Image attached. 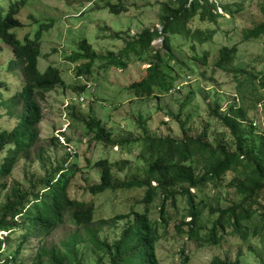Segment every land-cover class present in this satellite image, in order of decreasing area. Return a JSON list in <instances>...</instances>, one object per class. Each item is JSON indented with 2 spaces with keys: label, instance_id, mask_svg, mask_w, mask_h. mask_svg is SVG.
<instances>
[{
  "label": "trees",
  "instance_id": "16d2710c",
  "mask_svg": "<svg viewBox=\"0 0 264 264\" xmlns=\"http://www.w3.org/2000/svg\"><path fill=\"white\" fill-rule=\"evenodd\" d=\"M178 1L173 8L166 4L161 31L146 29L133 35L118 56L99 55L82 41L79 52L68 58L77 64V76L91 74L96 61L116 63L132 47L140 48L143 54L151 53L152 43L161 39V49L150 54L152 60L146 77L128 89L141 99L150 98L156 92H172L177 82L173 76L177 68L171 63L178 62L183 76L192 71L186 61L177 58L175 49L189 47V62L210 66V49L203 47L212 44L218 20L226 19V15L236 16L253 1L264 5V0ZM24 4L25 1H20L6 8L0 1V41L8 45L14 55L11 71H20L25 78L21 91L2 102L9 115L16 113L18 123L13 129L0 132V235L18 234L24 240H37L38 246L28 260H23L21 249L3 256L5 242L0 240V264H161L157 245L162 239V230L172 221H179L175 226L176 234L186 236L197 248L221 246L229 239L238 240L240 245L259 239L264 245V133L255 123L245 125L249 109L244 106L233 104L223 114L217 103L210 111V117L228 132L227 138L222 134L224 142L216 145L208 141L207 131L193 136L184 126L181 139L146 136L136 142L114 141L111 132L90 110L82 123L86 135L91 136V143L123 149L127 144L131 149L139 144L136 163L142 167V173L137 170L129 179H120L117 172L123 167L101 159L93 165L100 171V182L88 187L87 193L95 197L109 192L141 190L144 196L138 204L143 205L144 210L136 211L132 206L127 214L98 220L92 200L71 196L72 181L80 168L77 163L69 165L75 154H69L71 158L61 162L50 161L41 137L42 103L55 88L83 92L85 87L66 85L57 68L48 67L44 73L39 71V38L32 40L27 35L21 42L15 33L24 27L17 18ZM263 35L264 24H261L246 34L245 41ZM238 51L235 45L221 47L213 58V66L226 71L235 62ZM254 79L250 90L259 103L264 101V78ZM80 99H83L81 103L85 101L83 97ZM49 141L52 145L60 143L57 137ZM23 160L41 164L44 175L32 174L27 188L20 183L6 188L4 181ZM126 165L130 166V162L126 161L123 166ZM224 190L233 192L236 197L226 207L221 198ZM181 199L186 208L179 219ZM153 206L158 210L156 219L151 217ZM121 221L126 223L118 239L111 243L101 237L104 227L117 226ZM67 223L74 231L59 243H52L49 238ZM211 264H242V261L241 256L234 262L215 257Z\"/></svg>",
  "mask_w": 264,
  "mask_h": 264
},
{
  "label": "rangeland",
  "instance_id": "374dc122",
  "mask_svg": "<svg viewBox=\"0 0 264 264\" xmlns=\"http://www.w3.org/2000/svg\"><path fill=\"white\" fill-rule=\"evenodd\" d=\"M0 1L6 8L16 2L25 1L17 16L24 27L15 33L21 42L25 41L27 35L32 40L39 38V71L44 73L48 67L57 68L66 85L85 87L83 92L55 88L49 93L42 103L44 119L40 129L41 137L45 141L43 145L51 162L57 163L71 158L70 152L75 154L69 165L77 163L80 173L72 181L70 194L77 199L92 200L97 210L96 219L109 220L115 215L127 214L132 206L134 210L142 212L144 206L138 203L144 196V191L109 192L95 197L87 193L88 187L100 182V171L93 165L101 159H107L113 164L119 163L123 167L117 172L120 179H129L134 173H142V167L136 163L140 152L139 144L133 145L132 149L127 144L123 149L91 143V136L86 135L82 123L90 110L94 111V115L111 132L114 141L129 139L136 142L135 140L146 136H171L181 139L184 126L186 132L193 136L207 131L208 141L214 145L223 143L222 134L227 138L228 132L209 115L217 103L221 108L220 113L223 114L233 104L246 107L249 111L245 125L255 123L256 128L264 133V101L256 103L254 93L251 94L250 90V82L254 78H264V35L245 41L250 30L264 24V5L261 1L247 4L234 17L226 15V19L218 20L212 44L203 47L210 49V66L189 62V47L175 49L177 58L186 61L192 71L183 76L178 62L171 63L177 68L173 75L177 78L175 90L169 93L156 92L145 99L137 98L128 88L146 77V70L152 60L150 54L153 55L161 49V39L152 43L151 53L143 54L140 48L132 47L116 63L96 61L91 74L81 78L77 76V64L71 63L68 58L79 52L82 41H86L99 55L118 56L126 46V41H131L133 35L146 29L160 31L166 4L173 8L179 3L178 0ZM234 45L239 51L233 65L226 71L216 69L212 62L218 49ZM13 60L11 48L0 41V132L11 130L18 123L16 113L9 115L2 103L21 91L25 83L22 72L11 71L9 68ZM240 91L243 93L240 94ZM82 97L85 100L83 103L80 100ZM188 101L190 104L186 105ZM71 106H74L73 110ZM52 137L59 138L60 143L52 145L49 141ZM228 142L231 143L229 139ZM126 161L130 162V166H123ZM32 174L42 177V165L23 160L3 184L10 188L20 183L27 188ZM222 192L224 207L236 200L233 192ZM178 208L180 219L186 208L184 200H180ZM151 217L158 218L155 206L151 208ZM178 222L172 221L167 229L162 230V239L157 245L161 264H211L215 257L234 262L239 256L242 264H264V245L259 239H252L244 245H240L236 239H229L221 246L197 248L186 236L176 234L175 226ZM125 223L126 221H121L117 226L104 227L101 237L113 243L118 239ZM73 231L74 228L67 223L49 240L59 243ZM0 240L5 242L3 256L13 255L21 249L23 260H28L38 246L37 240H24L18 234L1 233Z\"/></svg>",
  "mask_w": 264,
  "mask_h": 264
},
{
  "label": "built area",
  "instance_id": "2783aa9c",
  "mask_svg": "<svg viewBox=\"0 0 264 264\" xmlns=\"http://www.w3.org/2000/svg\"><path fill=\"white\" fill-rule=\"evenodd\" d=\"M161 30H162V29H161ZM161 30H160V31H161ZM80 100L82 101L83 99H80ZM70 153L72 154L73 152H70Z\"/></svg>",
  "mask_w": 264,
  "mask_h": 264
}]
</instances>
